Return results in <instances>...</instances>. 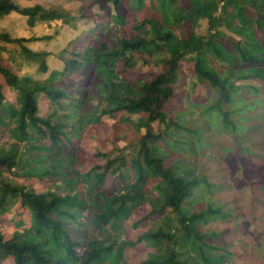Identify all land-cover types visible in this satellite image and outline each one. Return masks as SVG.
Segmentation results:
<instances>
[{
	"label": "trees",
	"instance_id": "obj_1",
	"mask_svg": "<svg viewBox=\"0 0 264 264\" xmlns=\"http://www.w3.org/2000/svg\"><path fill=\"white\" fill-rule=\"evenodd\" d=\"M25 1L0 0V18L62 28L0 33V131L9 136L0 218L11 222L0 229V264H125L126 248L139 245L137 264H227L229 251L212 241L221 233L203 230L227 215L208 204L191 211L203 177L171 160L193 151L198 133L169 105L186 62L194 85L212 91L205 113L228 127L229 111L251 110L239 83L264 85V0H86L77 16ZM103 117L114 120L108 136ZM123 124L137 137L107 150ZM127 232L133 239L114 240Z\"/></svg>",
	"mask_w": 264,
	"mask_h": 264
},
{
	"label": "rangeland",
	"instance_id": "obj_2",
	"mask_svg": "<svg viewBox=\"0 0 264 264\" xmlns=\"http://www.w3.org/2000/svg\"><path fill=\"white\" fill-rule=\"evenodd\" d=\"M35 1L45 9L77 16L81 3L86 0ZM18 3L20 6L30 4L25 0H18ZM200 26L199 31L204 33L205 23L202 22ZM61 28V21L36 22L31 27L15 14L0 18V33H7L10 37L52 35ZM190 67L186 62L180 65V74L174 86L177 101L171 103L169 109L174 111L173 115L185 131L195 130L198 133L199 140L191 139L194 141L193 151H174L171 160L177 159L181 161L180 164L189 165L203 177L204 184L188 199L191 211L198 213L208 204L212 209H219L227 215L224 220L210 221L203 226V230L221 233L212 241L229 251L227 264H264V85L251 81L239 83L249 87L239 92V102L253 98L254 101L250 103L253 107L245 113L229 111L228 120L232 124L225 127L220 122L222 117L219 113L204 112L212 91L194 85ZM143 71L149 74L156 72L153 68ZM257 88L259 91L254 94L252 89ZM227 109L228 106L223 105L220 110L225 112ZM102 123L103 127H107L104 134L108 136V127L111 129L114 120L103 117ZM153 127L156 130L159 126L153 124ZM119 128V141L105 145L109 151L121 149L137 137L129 125H119ZM8 142L9 136L0 131V145H7ZM8 179L12 184L25 183L24 178L17 176H8ZM9 225V218H0V229ZM125 235L120 238L114 235V240L121 242L125 237L133 239L129 232ZM140 256V245L126 248L124 262L137 264ZM4 263L11 264V261L5 260Z\"/></svg>",
	"mask_w": 264,
	"mask_h": 264
}]
</instances>
